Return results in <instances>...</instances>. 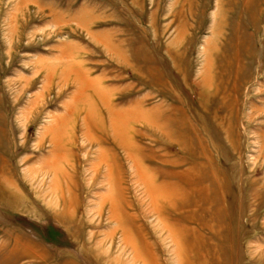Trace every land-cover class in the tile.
Masks as SVG:
<instances>
[{"label":"rangeland","instance_id":"1","mask_svg":"<svg viewBox=\"0 0 264 264\" xmlns=\"http://www.w3.org/2000/svg\"><path fill=\"white\" fill-rule=\"evenodd\" d=\"M0 264H264V0H0Z\"/></svg>","mask_w":264,"mask_h":264}]
</instances>
